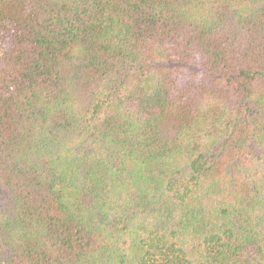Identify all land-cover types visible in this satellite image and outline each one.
Segmentation results:
<instances>
[{
  "label": "trees",
  "instance_id": "16d2710c",
  "mask_svg": "<svg viewBox=\"0 0 264 264\" xmlns=\"http://www.w3.org/2000/svg\"><path fill=\"white\" fill-rule=\"evenodd\" d=\"M0 264H264V0H0Z\"/></svg>",
  "mask_w": 264,
  "mask_h": 264
}]
</instances>
